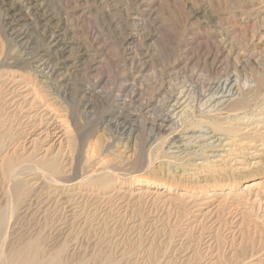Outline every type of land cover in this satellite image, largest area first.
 Here are the masks:
<instances>
[{
  "label": "rangeland",
  "instance_id": "374dc122",
  "mask_svg": "<svg viewBox=\"0 0 264 264\" xmlns=\"http://www.w3.org/2000/svg\"><path fill=\"white\" fill-rule=\"evenodd\" d=\"M139 1L140 2L142 1L141 3H145L146 5L149 6L148 10L147 8L142 7L143 9H145L143 11H147V15L151 13L150 17L148 16L145 19V22L143 23L144 26L143 24L140 25V23L142 22V20L140 19L142 18L137 16L138 14L134 13L135 9L136 8L138 9L140 7V4L138 6L136 5V3L134 4L136 0H128V1L127 0H109V1L108 0H33V2L31 3L32 9L28 10L29 12H27L26 9L20 7V5L24 3V0H0V54H1L0 55V96L1 98L9 96L8 92L6 94V88L8 89L9 87L12 86L11 83L6 82L4 79L8 77L14 79L20 78V74H19L20 67L27 66L26 64L27 62L30 63L32 62V64L36 62H37L36 64L39 63L41 64L42 62L43 63L45 62L44 63L45 65L47 64L48 67H52L54 69L55 72H53L54 75L52 78L55 77L53 80L54 81L57 80L56 82L59 81L61 85V90L66 92L67 97L74 95L75 97L77 96L76 97L77 99L78 98L82 99V101H80L81 104L80 102L78 104V106L80 105V108L84 106L83 103H85V106L89 105L88 106V110L90 111L89 117L94 119L92 122H90L91 124H87L89 127L86 124H84L83 126L79 125L81 130L78 127L79 134H76L77 145L78 144L80 145V143L84 145L85 143L90 142V140L93 141L94 137H92L90 133L96 127L95 125L98 122L104 121L105 118L106 119L110 118L113 119L114 122L115 120L119 119L118 122L121 129L120 132L121 131L127 132L130 129H135L134 134H137L138 136L137 139L139 140L138 145L143 147L146 137L145 132H147L148 126L146 124L145 125L143 124L144 122L141 118H139V116H136L135 113L136 111L134 112L133 109L134 107L130 108V110H127L126 109L127 107L124 109H118L115 107L112 108V110H109L111 106V101L115 96V94L118 92L119 88L124 89V86L126 87V91H125L126 93H130L129 90L132 92L128 94L129 96L132 95V97L134 99L136 98V100L139 97L138 99L139 101H145V100H150L152 98V96L155 94L154 90L157 89L158 85L162 80H164L166 84L169 83L168 85H170L173 82L171 76L172 71L171 74L169 73L172 68V64L175 61H177V58L184 59L181 53H183L184 45L185 43H187V41H191L195 45H199V46L202 45L203 47L206 46V43L212 44L215 43V41H219L222 47L224 46L225 50L231 52L239 51L240 53L239 52L238 53L240 55H243V58L249 61V66L251 67L254 66L255 72L258 71L260 72V70L261 71L264 70V66H263L264 58L262 57L264 54H261L262 52H264V0H185V1L182 0L184 3L181 0H139ZM108 6L110 7V9L108 8ZM14 20H16L15 23L13 22ZM224 20H227L228 22ZM116 21H118L120 24L116 23ZM46 22L47 24L45 27ZM136 22L139 25H136ZM224 22H226L227 24L225 23L226 25L225 24L223 25ZM215 25L217 26L216 28ZM140 27L143 29H141ZM44 33L46 36L44 35ZM130 33L134 35L133 40L129 46L131 48L133 47L134 52H132V55L135 54L132 60L128 59L127 55H125L126 50H124V48H121V46H118L119 45L118 40L121 37ZM53 34L55 35L56 39H58L57 40L58 43L56 45H51L50 43H48L52 39L51 35ZM244 34L245 37L243 36ZM241 36H243L244 38H242ZM110 41L111 42L113 41V44L116 45L112 46L110 44ZM18 63H20L19 66ZM22 63H24V65ZM14 65H16L17 67ZM255 69L256 70L258 69V71H256ZM247 73L249 74V71H247ZM57 76L60 78H56ZM3 81L6 88L4 84H2ZM253 82L254 80L251 81V85H250L251 87L255 86V82L254 83ZM132 87L135 89H133ZM152 92L154 94H152ZM139 93L140 94L143 93V94L140 95ZM83 94L85 95V97ZM143 95L145 96V98ZM150 95L152 96L150 97ZM0 105H1L0 108H2L1 110L5 109L6 113L8 112V115H11L12 114L11 112H14V114H16L15 116L17 117V119H19V122L22 120L20 123V129L21 127H23L22 128L23 131L19 130V127L15 125L16 124L15 121L17 119L15 121L13 120L14 121L13 122L12 116L7 117L9 119L7 123L8 122L10 123L11 121V123H13L14 125L13 127L15 130L18 129L20 132H24L22 139L24 141L26 138L25 134L28 131H30L29 129H31V127L35 124L34 121L29 119L26 114L22 115L21 112L15 111V107L19 106L17 104L13 106H9L8 108V106L4 104L3 99H0ZM6 106L8 109L6 108ZM106 108L108 111L106 110ZM35 110L36 109H34V111ZM120 110L122 111L120 112ZM130 111L132 112L133 115L131 114ZM30 112L32 113V111ZM30 123L33 125H31ZM90 125L91 126L93 125L94 127L93 126L90 127ZM37 132L38 131H36V133ZM106 135H108V132L106 133ZM33 136L34 135H32L31 138ZM103 136H105V133ZM108 136L104 137V139L107 140ZM22 140L21 142H23ZM28 145L29 144L27 143V146ZM45 146H47V144H45V142L43 141L39 145V147H42L40 150L42 151ZM140 163L141 165L139 166H145L143 164L144 163L143 160H140L139 164ZM122 167L120 172L115 173L117 175L113 173L115 175L114 176L115 178L113 180L114 184L110 189L103 191V193L100 190L99 191L93 190L92 192V189H87L89 191L83 189L84 192L79 194L78 193L79 191L77 190H76L77 192L68 189L66 190L65 186L60 188L59 185L58 186L51 184L49 185L48 182L45 181L43 182V179H38L36 186L37 193L35 192V195H33L31 200L32 203L30 204V206L26 207L27 209L26 208L21 209L22 211H20L21 212L20 218L19 216L15 217L16 219H14L12 225H10L11 228L9 227L10 235H11L9 237L13 238L17 235L23 237L24 236L29 237V235L31 236V234L33 235L41 232L43 236L45 235L44 237L46 239L45 243L46 246H48V249L53 250L55 246L57 248L58 246L57 243L60 245L61 243H64L63 241H65L68 243L65 244L69 245L68 251L72 255L75 253L73 257H76L77 255L78 256L88 255V254L90 255L100 247H102L104 250L114 252V254H119L120 251L135 244L134 246L138 247L137 250L135 251L136 253H132V256H130L128 261L124 264H132V263L152 264L148 259L151 255H154L152 258H154V260L156 261L158 260L159 262L157 263L159 264H168V263L189 264V262L191 264H196L195 261L194 262L192 261L193 262L192 263L191 261L187 260V259L189 260L192 259L193 256L192 252L195 251L201 254L200 255L202 257L200 261L201 264H211V262L212 264H221L220 262L218 263L215 260V255L218 254L217 250L221 249L222 251L220 252H224L222 254L227 255L228 254L227 251L230 250L229 245H231L230 243L232 236L233 238L234 237L237 238L239 234L238 232H240V227H236V226H240L239 222L241 219H240V214L238 215L236 211L240 210L241 212L245 210L247 207H249L244 212L245 214L251 213L250 214L251 221L249 222L250 231L253 232V228H255L254 227L255 224L257 225V229H258L257 234L260 231H264V226H263L264 225V221H263L264 191L262 192L263 195L261 194L260 196H257L256 204L254 203L255 201L252 202V199H254L253 191L250 192L249 190H245L243 192L244 187L240 186L239 184H233L232 186H229V187H233L232 190L230 189L232 195H227V197H225L223 195H225L227 190L229 189L226 187L228 182L225 181L226 183L222 189H218L219 187L218 188L210 187V189L208 190V194L211 195L210 198L207 199V201L206 199L201 202L196 201L198 202V205L196 207L192 206V203H196L195 201L192 202V199L199 200L198 198L192 197V199H190L191 197L190 198L185 197L183 202L184 203L188 202V205L190 203L191 205H189V208H192L191 209L192 211L190 210L191 212L188 215H186L187 217L186 216L182 217L178 213L179 210L176 209L178 208V206H176V203L178 205V202H176V200L175 202L173 199L172 201L171 200L169 201V199L167 201V199L163 196L154 195L155 190L156 193H158L162 191V189L150 188L148 192H144L145 187H140L141 182L142 184L146 182L147 180L146 178H148L149 176L148 171L141 170V172L140 171L129 172L132 171L133 169L131 170L129 168H128L129 170L125 169L127 168L126 165ZM259 176L256 175L254 177L255 181L257 179H261L259 178ZM71 177H72L71 178L72 181L73 180L74 181L73 182L71 180L67 181L69 183L66 182L65 183L66 185L70 183L71 184L75 183L79 180L78 178L74 179L75 177H77L76 175H74V177L73 176ZM155 177L156 176L153 177L151 176L150 178H152L153 180L154 179L157 180V177L156 178ZM0 179H1V174H0ZM140 179L141 181H139ZM263 179H261V181H263ZM129 181L131 182L129 183ZM188 186H192L191 182L189 183ZM182 188L183 187H176V189L174 188V191H178V192L188 191ZM92 193L93 194L96 193L94 194L96 196L92 195ZM108 194L111 197L108 196ZM132 194H134V196ZM73 195H75L76 199H74ZM101 196L103 197V199L101 198ZM105 196H108V200L106 199L107 197L105 198ZM233 196L235 197L233 198ZM154 197L156 200H154ZM158 197L160 198L158 199ZM66 199L67 201H65ZM257 199L259 201L261 200L262 201L258 202ZM208 201L209 203H207ZM231 201H235V202H231ZM218 202H222V204L225 205L224 206L225 208L222 209L220 208V210H222L221 213L223 212V214L225 215L228 209L231 210L232 207V211L236 212L235 217L238 215L239 219L234 217L233 220H231L234 223L231 222L229 219L227 220V222H229L231 225L225 222V224L227 225L222 224V226H218L219 225L218 223L221 224V222L222 223L224 222V219H222L223 214H220V212H218L219 210L218 208L219 205L217 204ZM105 203L106 204L108 203V205H106ZM200 203H202L203 207L199 206ZM216 204L217 206H215ZM259 204H261L260 205L261 208L260 207L257 208ZM242 205L243 207L246 205L247 206L243 208ZM168 206L170 208H168ZM83 207H85V211ZM216 207L218 208L217 210H215ZM250 209L253 210L251 211ZM257 209H259V211ZM194 212L196 214H194ZM202 214H204V216ZM219 215L221 216V219H219ZM236 220H238L239 222ZM178 221L180 223H178ZM252 221L255 222L253 223ZM197 222L201 224L200 225L201 227L199 226V224H197ZM139 223L141 225H139ZM212 223H214V225H212ZM139 226H141L142 228ZM215 228H218L220 230L224 229V230L219 231L218 229ZM226 230L230 231L231 233L234 232L233 235L231 233L229 234V232H226ZM206 231L208 233H206ZM169 233L171 237L169 236ZM262 233H263V236L261 235L262 240H264V232ZM215 235L217 236L218 241L221 242L220 245L217 244L218 243L217 241L215 242L216 240ZM168 237L169 239L171 238L170 239L171 241L170 240L168 241ZM207 237L209 239H207ZM223 237L225 239H223ZM262 245L264 246V244ZM195 246L197 249L194 248ZM167 248L168 250H166ZM193 248L194 250H191ZM185 249L189 251L187 252ZM253 250L255 251L253 252L248 250V252L250 253L248 252L246 253V255L249 254V256H247L249 260L246 259L244 261L245 262L244 264H264L263 250L259 249L258 246L257 248L255 247ZM148 251L151 253V255ZM166 251L168 253H166ZM257 252L258 253L261 252L259 256H257L258 255ZM255 253L257 254L256 256H254ZM250 254L253 256L252 259ZM175 257H177V259ZM180 259L181 260L183 259L182 261L185 262L183 263ZM203 259L205 262L204 261L202 262Z\"/></svg>",
  "mask_w": 264,
  "mask_h": 264
},
{
  "label": "bare ground",
  "instance_id": "6f19581e",
  "mask_svg": "<svg viewBox=\"0 0 264 264\" xmlns=\"http://www.w3.org/2000/svg\"><path fill=\"white\" fill-rule=\"evenodd\" d=\"M32 2L33 0H26V1L24 0V3L21 4L20 7L23 9H26V11L29 12L28 10L32 9L31 8ZM141 2L139 0H136V2H134V4L136 3L137 6L140 4V7L138 9L136 8L134 11L135 14H138L137 16L142 18L140 19L142 20L140 25H142L145 22V19L148 16L150 17V14H151L150 13L149 15H147V11H143L145 10L143 8H147L148 10L149 6ZM108 8L110 9L109 6ZM15 21L16 20H14L13 22L15 23ZM224 21H227V20H224ZM9 23H12V22H9ZM116 23H119V22L116 21ZM225 23L226 22H224L223 25ZM46 24L47 22L45 23V27H46ZM136 25H139V24L136 22ZM216 25H215V28L217 27ZM243 36L245 37V34ZM243 36L241 37L244 38ZM51 37L52 39L48 43H50L51 45H56L58 43L57 42L58 39H56L54 34L51 35ZM133 37L134 35L130 33V34H127L121 37L118 40V43H119L118 46H121V48H124V50H126L125 55H127L128 59H131V60L134 58V55H135V54L132 55V52H134L133 47L132 48L129 47L133 40ZM110 44L112 46L116 45V44H113V41L112 42L110 41ZM201 46L195 45L191 41H187V43H185L184 51L183 53H181L184 59L177 58V61H175L172 64V68L169 72L171 74V71H172L171 76H172L173 82L172 83L170 82L171 84L168 85L169 83L166 84L164 80H162L160 84L158 85L157 89H155L156 91L154 90L155 94L152 92V94L154 95L153 96L150 95V97L152 96L151 99L149 98L150 100L139 101L138 100L139 97H138L137 98L138 101H137L136 98L134 99L132 97V95L131 96L128 95L132 93L129 90L130 88L128 89L130 93L125 92L126 91L125 86H124V89L119 88L118 92L113 97L109 110H112V108H115V107L118 109H124L127 107L126 109L130 110V108L134 107L133 109H134V112L136 111L135 112L136 116H139V118H141L144 122L142 123L148 126L147 132H145L146 137H145L143 147L138 145L139 140H137L138 139L137 134H134L135 129H130L127 132H123V131L120 132L121 129H120L119 122H118L119 119L115 120L114 122L113 119H110V118L109 119L105 118L104 121L98 122L95 125L96 127L90 133L92 137H94L93 141L90 140V142L85 143L84 145H82L81 143L80 145L79 144L77 145L76 144V138H77L76 134H79V131H78V127L80 128L79 125L83 126L84 124L86 125L91 124L90 122H92L94 119V118L92 119L89 117V112H90L88 110L89 105L85 106V103H83L84 106L80 108V105L78 106V104L80 101H82V99H79V98L77 99L76 98L77 96L75 97L74 95L67 97L66 92L61 90V85L59 81L56 82L57 80L56 81L53 80L55 77L52 78L54 75L53 72H55L54 69L52 67H48L47 64L45 65L44 64L45 62L44 63L42 62L41 64L40 63L36 64L37 62L34 64H32V62L31 63L25 62L27 66L20 67V73H19L20 78L14 79V78L8 77L4 79L6 82L11 83L12 86L7 89L3 81L2 84H4L6 88V94L8 92L9 96L7 95L8 97H4V98H1L0 96V99H3L4 104H6L8 108L9 106H13L15 104L19 105L16 107L14 106L15 111L21 112L22 115L26 114L29 119L34 121L35 124L33 125L30 123L33 126L31 127V129H29L30 131H28L25 134L26 138L23 141L22 139H23L24 132L19 131V130L23 131L22 130L23 127H21L20 129V123L22 120L20 119L21 121L19 122V119H17V117L15 116L16 114H14V112H11L12 114L8 115V112L6 113V110L4 109V107H3L4 110H1L2 108H0V174H1V179H0V264H124L128 261L129 257L132 256V253H136L135 251L137 250L138 247L137 246L135 247L134 246L135 244L134 245L132 244L133 246H130L120 251L119 254H114V252L104 250L102 247H100L96 249V251H94L90 255L89 254L82 255V256L77 255L78 257L75 255L76 257H73L75 253L72 255L68 251L69 245H66L65 243L67 242L65 241H63L64 243H61L60 245L57 243L58 245L57 248L55 246L54 249L52 248L53 250L48 249V246H46V243H45V240H46L44 238L45 235L43 236L41 232L33 234V235L31 234V236L29 235V237H25V236L23 237V236L17 235L13 238H10L9 236L11 235H10L9 227L10 225H12V222L14 221V219H16L15 217L19 216L20 218L21 216L20 211H22L21 209L30 206V204L32 203L31 201L32 197L33 195H35V192L37 193L36 186H37L38 179H43V182L44 181L48 182L49 185L50 184L55 185V186L59 185L60 188L65 186L66 190L68 189L74 192L77 190L79 191L78 192L79 194L84 192L83 189H86V190L92 189V192L93 190H97V191L100 190L103 193V191L110 189L112 185L114 184L113 183V180L115 178L114 176L117 175L115 173L120 172L121 167L126 165L127 168L125 169H128V168L130 170L133 169L132 171H129V172H135V171L141 172V170H144V171H148V174L150 177L156 176L157 180L155 179L153 180L152 178L148 176V178H146L148 181L146 180V182H144L143 184L141 182L140 187H145L144 192H148L150 188L162 189V191L160 192H158L159 191L158 190L157 191L158 193H156V190H155L154 195L163 196L167 199V201L168 199L169 201L170 200L172 201L173 199L174 202L176 200V202H178V205L176 203V206H178V208L176 209L179 210L178 213L182 217L188 215L192 211L191 210L192 208H189V205L191 204L189 203L188 205V202L187 203L183 202L185 197L187 198L191 197L190 199H192V197L199 199V200L192 199V202L194 201L201 202V201H204L205 199L207 201V199H209L211 196L208 194V190L210 189V187H214V188L219 187L218 189H222L226 182H228L226 187L229 189L227 190L226 194L223 196L227 197V195H232L231 190L233 189V187H229V186H232L233 184H239L240 186L244 187L243 192L245 190H249L250 192L253 191L254 199H252V202L255 201L254 203L255 204L257 203L256 201L257 196H260L262 192L264 191V179H263V176H264L263 175L264 173V70L262 71L260 70L259 72L258 69L257 70L255 69L256 71H258V72H255L254 66L253 67L249 66V61L243 58V55H240L239 54L240 52L238 50L237 51L239 53L234 52V51L233 52L227 51L225 50L224 46L222 47L219 41H215V43H212V44L206 43L205 47L203 46L201 47ZM261 54H264V52H262ZM175 55H178V54H175ZM262 57L264 58V55ZM19 64L20 63H18V66ZM22 64L24 65V63ZM247 71H249V74L247 73ZM56 78H60V77L57 76ZM253 80L255 82V86L253 85L254 87H251L250 86L251 81ZM34 109L36 110L34 111ZM30 111H32V113ZM121 111L122 110H120V112ZM8 116H12V121L13 120L15 121L17 119L15 121L16 122L15 125L19 127V130L14 129L13 127L14 125L13 123H11V121L10 123L8 122L9 124L7 123V121L9 120L7 118ZM26 121H29V120H26ZM92 126L90 125V127ZM36 131L38 132L36 133ZM107 132L109 136L106 135ZM104 133H105V136H103ZM32 135L34 136L31 138ZM107 136L108 138L107 140H105L104 137H107ZM21 140L23 142H21ZM43 141L45 142V144H47V146H45L44 149L41 151L40 149L42 147H39V145ZM27 143L29 144L28 146H27ZM140 160L144 161L143 164L145 166H139L141 165V163L139 164ZM74 175L77 176L74 179L78 178L79 180L75 183H72V184L70 183L66 185L65 183L67 181H70V180L72 181L71 176L74 177ZM256 175L258 176L260 175L259 178L263 179V181H261V179H257L255 181L254 177ZM139 181H141V179ZM130 182L131 181H129V183ZM190 182L192 186H188ZM176 187H183L184 189L188 191L186 192L185 191H180V192L174 191V188L176 189ZM94 194L92 193V195ZM132 195L134 196V194ZM73 196H74V199H76L75 195ZM108 196L110 195L108 194ZM108 196H105V198L107 197L106 198L107 200H108ZM76 197H77V194H76ZM103 197L101 196L102 199ZM234 197L235 196H233V198ZM159 198L160 197H158V199ZM154 200H156L155 197H154ZM65 201H67V199ZM261 201L258 200V202H261ZM231 202H235V201H231ZM207 203H209V201ZM200 204L199 206L201 207L202 203ZM217 204L219 205L218 207L219 210L220 208L221 209L225 208L224 207L225 205L222 204V202H218ZM217 204L215 206H217ZM106 205H108V203ZM197 205H198V202L192 203V206L196 207ZM260 205L261 204H259L257 208L260 207ZM235 207H236V204H235ZM168 208L170 207L168 206ZM218 208L216 207L215 210H217ZM248 208L249 207H247L246 209ZM83 209L85 211V207H83ZM246 209L241 212L240 210L237 209L238 211L236 212L238 215L240 214L241 220L240 222L236 220L240 223V226H236V227H240V232H238L239 234L237 238L235 237L233 238L232 236L231 243H230L231 245H229L230 250L227 251L228 252L227 255H223L222 253L224 252H220L222 251L221 249L217 250L218 254L215 255L216 262L218 263L220 262L221 264H244L245 263L244 261L246 259L249 260V258H247L249 254L246 255L248 250L254 252L256 249L255 250L253 249L255 247L257 248L258 246L259 249H262L264 252V249H263L264 246L262 245L264 244L263 243L264 240H262V236H263L262 232L264 231H260L257 234L258 229H257L256 224L254 226L255 228H253V232L250 231L249 222L251 221V218H250L251 213L245 214L244 211H246ZM219 210L218 212H220V214H223V212L221 213L222 210L220 211ZM257 210L259 211V209ZM236 212L232 211V207H231V210L228 209L227 213L225 215L224 214L222 215V219H224V222L223 223L221 222V224L218 223L219 224L218 226H222V224L224 225L225 222L229 223L227 222L228 219L230 221L233 220ZM194 214L196 213L194 212ZM202 215L204 216V214ZM238 215L235 218L239 219ZM219 219H221L220 215H219ZM178 223L180 222L178 221ZM214 223H212V225H214ZM197 224L199 223L197 222ZM139 225L141 224L139 223ZM200 225L201 224H199V226ZM229 225L231 224L229 223ZM218 228H215V229H218ZM199 230H202V229H199ZM218 230L223 231L224 229L223 230L218 229ZM226 232H229V234L231 233L230 231H227V230ZM170 233H169V236H170ZM206 233L208 232L206 231ZM233 233L231 234L233 235ZM217 236H218V233H217ZM217 236H216L215 242L217 241L218 242L217 244L220 245L221 242L218 241ZM170 239L168 237V241ZM207 239L209 238L207 237ZM223 239L225 238L223 237ZM194 248L197 249L196 246ZM194 248L191 250H194ZM166 250H168V248ZM166 253L168 252L166 251ZM192 253H193L192 259L191 260L187 259V260L191 262L195 261L196 264H201L200 263L201 258H202L200 256L201 254H199V252H196V251ZM260 253L257 252L258 255L255 253L254 256L256 255L259 256ZM153 256L154 255H151L148 258L149 261L152 264H159L157 263L159 262L158 260L156 261L154 260V258H152ZM175 258L177 259V257ZM252 258L253 256L251 255V259ZM172 261H173V258H172ZM203 261L204 259L202 260V262ZM182 262L184 263L185 261H182ZM189 264L191 263L189 262Z\"/></svg>",
  "mask_w": 264,
  "mask_h": 264
}]
</instances>
